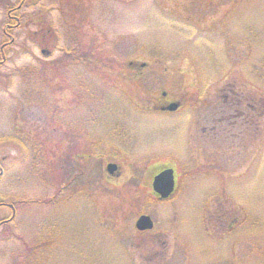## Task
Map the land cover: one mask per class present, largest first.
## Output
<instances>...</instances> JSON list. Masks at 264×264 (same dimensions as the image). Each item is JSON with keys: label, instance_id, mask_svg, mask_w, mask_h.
<instances>
[{"label": "rangeland", "instance_id": "1", "mask_svg": "<svg viewBox=\"0 0 264 264\" xmlns=\"http://www.w3.org/2000/svg\"><path fill=\"white\" fill-rule=\"evenodd\" d=\"M18 1L0 0V264H264V142L204 141L220 88L264 94V0ZM162 91L179 111H149ZM155 165L176 168L170 199ZM218 199L237 217L217 244Z\"/></svg>", "mask_w": 264, "mask_h": 264}, {"label": "flooded vegetation", "instance_id": "2", "mask_svg": "<svg viewBox=\"0 0 264 264\" xmlns=\"http://www.w3.org/2000/svg\"><path fill=\"white\" fill-rule=\"evenodd\" d=\"M25 1L26 0H20L16 9H20V7L25 4ZM12 11L13 10L10 9L9 13H11ZM5 33H6V30H5ZM244 86L245 84L237 88L236 87L234 88V85L229 86V87L220 88L221 89L220 96L222 98V103L215 109L214 117L212 119L213 121L212 126L210 127V129L207 130V132H210V133L204 137L205 142L206 141L208 143L211 142V145H213L214 141L216 139H220V137H222V139L233 138L235 140V138H240L241 140H243L244 137H250V134L253 137L251 142L256 141L257 134H258L260 141L263 140L264 124L262 126L260 125L262 120L264 119V99H263V96H261L262 93L261 91H259V96L257 94L254 95L248 92L247 90H245ZM172 101L177 102V108L175 110L166 111V110L161 109L162 107H164L168 103H171ZM181 107H182V103L179 100L173 99L171 97L169 98L167 95L161 94V97L157 99L156 104H154L152 108L150 109H153L156 111H163L168 114H173L179 111ZM52 132L56 133L57 132L56 128H53ZM67 132H68V137H69L68 143L69 145L70 144L72 145V151H73V141L72 140H74L76 132H82V131L80 129H77L75 127V123H73L69 125ZM113 153L114 154L112 158L114 159V161L104 159V161L106 160L104 166H106L110 162L116 163L118 168L115 171V173L120 174L119 176H117V177H120L121 176L120 172H122L121 165L119 162L120 156L118 155L117 150L116 151L114 150ZM75 156L76 154L72 152L71 157L73 161L76 158ZM80 158L87 159L88 156L83 154L82 156H80ZM163 166L164 165H157V168H161ZM83 172H84L83 170H80L78 174H82ZM0 173H2V171ZM72 181H74V175H72ZM1 207L3 208L6 207L8 211H10V215L0 220V224H4L5 222L12 220V216L15 215L16 210L12 203L8 204L7 202L3 200L1 201L0 199V208ZM156 242H160V240L157 239Z\"/></svg>", "mask_w": 264, "mask_h": 264}, {"label": "water", "instance_id": "3", "mask_svg": "<svg viewBox=\"0 0 264 264\" xmlns=\"http://www.w3.org/2000/svg\"><path fill=\"white\" fill-rule=\"evenodd\" d=\"M176 107L177 103L172 102L162 109L174 110L176 109ZM115 169L116 165L113 163H109L106 166V170L108 171V173H113ZM174 185L175 182L172 168H166L162 170L161 172L156 174L152 180V189L155 193L159 195L160 198L168 197L173 192ZM135 225L137 229L145 230L152 228L153 222L149 215L143 214L138 217Z\"/></svg>", "mask_w": 264, "mask_h": 264}, {"label": "trees", "instance_id": "4", "mask_svg": "<svg viewBox=\"0 0 264 264\" xmlns=\"http://www.w3.org/2000/svg\"><path fill=\"white\" fill-rule=\"evenodd\" d=\"M218 202H222L220 201L219 199L217 200L216 202V208L214 209L213 208V211L212 213H215V215L213 216H216L217 220H215L214 222H210V226L212 227V229L214 230V233L217 234V233H221L225 230H227L228 228H230L233 223L235 222V220L233 219L234 217L233 216H236L237 217V214H233L234 213V209H233V213H232V207L228 204H223V205H219ZM232 217V219H231ZM230 221V224L228 225H225V222L226 221Z\"/></svg>", "mask_w": 264, "mask_h": 264}]
</instances>
